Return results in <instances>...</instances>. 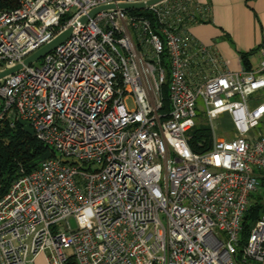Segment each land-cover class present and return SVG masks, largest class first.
I'll return each instance as SVG.
<instances>
[{
  "label": "built area",
  "instance_id": "1",
  "mask_svg": "<svg viewBox=\"0 0 264 264\" xmlns=\"http://www.w3.org/2000/svg\"><path fill=\"white\" fill-rule=\"evenodd\" d=\"M15 1L0 10V70L96 7L146 0ZM137 10L157 29L103 9L0 79V123L26 121L51 153L0 197V264H264V214L242 224L264 189V36L255 68L224 71L188 32L206 4ZM199 116L210 140L194 151Z\"/></svg>",
  "mask_w": 264,
  "mask_h": 264
},
{
  "label": "crops",
  "instance_id": "2",
  "mask_svg": "<svg viewBox=\"0 0 264 264\" xmlns=\"http://www.w3.org/2000/svg\"><path fill=\"white\" fill-rule=\"evenodd\" d=\"M209 7V21L194 24L188 32L212 50L224 71L238 70L247 57L249 68L260 61L258 46L264 36V0H198ZM39 254L35 260L42 259Z\"/></svg>",
  "mask_w": 264,
  "mask_h": 264
},
{
  "label": "trees",
  "instance_id": "3",
  "mask_svg": "<svg viewBox=\"0 0 264 264\" xmlns=\"http://www.w3.org/2000/svg\"><path fill=\"white\" fill-rule=\"evenodd\" d=\"M16 6L15 0H0V10L10 9ZM131 14L145 16L150 22L153 30L157 29L158 24L151 14L147 11L129 10ZM243 67L249 69L247 57L240 54ZM162 63L167 66L166 55L162 54ZM168 108L167 89H163V110ZM190 146L194 151H203L209 145V132L205 125H196L190 131ZM198 142L202 143L200 146ZM47 151L34 135L27 134L23 128L14 122L0 123V197L7 191L11 182L18 176L21 171L29 172L36 166H30L38 157ZM264 214V189L261 193L252 196L251 201L243 216V227L249 228L255 220Z\"/></svg>",
  "mask_w": 264,
  "mask_h": 264
},
{
  "label": "water",
  "instance_id": "4",
  "mask_svg": "<svg viewBox=\"0 0 264 264\" xmlns=\"http://www.w3.org/2000/svg\"><path fill=\"white\" fill-rule=\"evenodd\" d=\"M158 1H160V0H146V1L138 2V3H117V4L108 3V4H104L102 6L96 7L94 9L90 10L87 13V15H85V16L79 18L78 20H76L72 26H69L64 31L59 33L51 41H49L48 43H46L45 45L40 47L38 50H36L32 54H30L21 63L15 65L13 67L6 68L4 70H0V79H2L4 76H6V75H8L10 73H13V72L19 70L23 66L30 65V64L34 63L35 61L39 60L40 58H42L48 52L53 50L57 45H59L60 43L65 41L73 33L75 26H79V25L83 24V22L89 16L95 14L96 12H99L100 10L108 9V8H114V7H118L120 9H124V10L144 9V8L150 6V5H152V4H154V3L158 2ZM17 122L27 134L33 135V130H32V128H30L29 124L26 121H23L21 119H17ZM50 155H51L50 152H45L40 157H38L35 161H33L30 164V166L38 165L44 159L50 157Z\"/></svg>",
  "mask_w": 264,
  "mask_h": 264
},
{
  "label": "rangeland",
  "instance_id": "5",
  "mask_svg": "<svg viewBox=\"0 0 264 264\" xmlns=\"http://www.w3.org/2000/svg\"><path fill=\"white\" fill-rule=\"evenodd\" d=\"M38 63H39V61H38ZM38 63L36 62V64H38ZM259 100H264V98H259ZM201 110H202V107L199 106V108L197 110L198 113ZM204 123H205V118L203 116H199L197 121H196V124L197 125H199V124L204 125ZM259 127H260V129L264 130V125L261 124V126H259ZM68 223H69V226L71 229L75 228L74 221L71 218L68 219ZM35 264H46L45 257H42V259L40 258L37 262H35Z\"/></svg>",
  "mask_w": 264,
  "mask_h": 264
}]
</instances>
